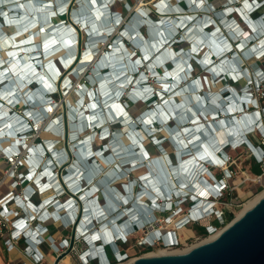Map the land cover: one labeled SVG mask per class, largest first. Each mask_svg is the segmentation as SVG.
I'll use <instances>...</instances> for the list:
<instances>
[{
    "label": "rangeland",
    "instance_id": "rangeland-1",
    "mask_svg": "<svg viewBox=\"0 0 264 264\" xmlns=\"http://www.w3.org/2000/svg\"><path fill=\"white\" fill-rule=\"evenodd\" d=\"M139 0H129V3L131 4L130 8L128 10L123 9V3H117L112 6L113 9L122 11L124 15V19L126 21H129V18L131 17V13L133 11L139 10L140 8H143L145 10H149V7H152V2L150 0H143V6L140 8H136V3ZM161 1V0H160ZM159 1V3H160ZM211 1V8H205V9H196V10H204L210 17L215 18L218 20V17L221 13V11H225V7L227 5L231 6H236L240 7V5L245 1V0H210ZM258 4L254 7L251 8V10H248L249 14L251 17L256 18L259 15L264 13V0H258ZM169 2L176 3V0H170ZM86 5V2L84 0L81 1L80 5ZM179 4L184 6V3L182 0L179 1ZM214 6V7H212ZM76 8V2L75 0H72L69 8ZM80 7V6H79ZM230 8V7H229ZM227 8V9H229ZM232 10V9H231ZM230 10V11H231ZM186 12V11H184ZM201 12V11H198ZM220 12V13H219ZM235 12L234 10L231 11V13ZM230 13V14H231ZM246 13H240L239 15L243 16ZM153 18H157L153 13L150 14ZM227 14V17H236V13L233 15ZM107 16V15H106ZM63 20L65 24H69L74 26V28L77 30V33L79 34V48L81 45H83V40H84V34L83 31L79 30L78 25L72 24L71 18L68 16V14L63 15L58 18H53V20ZM238 19V18H236ZM1 20V19H0ZM257 21V20H256ZM222 22V21H221ZM260 24L263 23L261 20L258 21ZM241 22H239L240 24ZM242 24V23H241ZM244 27V24H242ZM212 28V27H211ZM248 28L245 29V32L248 34L249 32L247 31ZM3 30V31H2ZM2 32L6 34H10L12 30L10 28H5L2 27L1 29ZM140 31L144 35V37L148 36L146 34L144 27H140ZM213 37H217L220 35V32H211ZM245 35V34H244ZM1 36V32H0ZM104 42V41H103ZM102 43V42H99ZM187 43H182L179 46L176 45H171L170 48L177 49V47H182L186 48ZM208 46V45H207ZM209 47V46H208ZM0 54L4 56V51L1 50ZM230 54L226 53V56H229ZM181 55H178L180 57ZM89 58V57H88ZM255 58V57H254ZM56 61V59H55ZM244 62L241 64L246 66L248 70L251 72L254 67L257 66H263L264 67V58H262L261 61L254 60L253 57H244L243 59ZM67 69L61 74V76H69L71 77L72 81L74 83H83L85 84L86 87H95V85L98 83V75L101 77H104L103 74L105 72V68L101 67H94L92 62H82L78 65V67H83L78 71L77 75H74L72 73L73 69L75 68L77 62H74L73 59L67 61ZM230 64V62H228ZM171 63L167 62L165 64L166 68H170ZM227 66V64L225 63ZM231 65V64H230ZM63 70V69H62ZM91 70V72H89ZM156 70L158 72H162L161 67H157ZM86 72L92 73L91 75L93 76V79L87 80L85 74ZM201 73V72H199ZM155 87H158V83L156 81H150ZM56 84H58L56 82ZM78 86L77 84H75ZM239 85H243V79H239L237 83H235L231 79H224L221 81H212L210 80V85L205 86V89H208L210 92H221V94H228L227 91H230L231 88L238 90ZM226 86V88L222 93L221 88ZM231 92V91H230ZM201 93H204V91H201ZM190 94V93H187ZM54 97L56 100V106H55V115H57L60 118L61 122V128L63 129V126L65 128V134L59 135L54 132H51V130H46L41 124L40 126L37 127V130L34 131L31 135L30 140H34L35 142H38V140H49V139H55L57 141L56 147H62L64 148L67 152H69V148L72 146V141L70 139L68 140L67 138V131H68V124H69V118H68V113L71 110V106H75L76 100L78 97V94L70 89L68 92H61V90H56L54 93ZM176 100L179 99V96L174 97ZM193 101V100H192ZM190 101L191 105L193 102ZM258 104L260 107H264V95L259 96L258 98ZM150 108V105L147 104L146 102H141L137 101L134 103L129 104L127 107V111L132 115L133 117L138 116L142 112H144L146 109ZM259 109V107H258ZM261 109V108H260ZM263 114L262 120L264 124V109L261 111ZM216 116V117H215ZM213 116V119L217 118V115ZM231 115L228 114H220V117H226L229 118ZM234 116H240V113H234ZM208 118V117H207ZM203 122H206L208 125H210V122L205 121L202 119ZM169 125H173V122H169ZM187 125V124H185ZM126 127V126H125ZM123 129L127 130V127ZM75 131V130H74ZM119 135V140H121L122 144L121 146L126 145L128 143V139H126L125 132H121ZM216 135L217 137H220L223 135V130L217 129L216 130ZM248 135H251L255 144H258L261 146V149L264 150V133L258 131L255 129ZM155 136L161 138V145H162V150L157 149L155 146L152 145H147V149L150 154V159L152 158H161L162 163L164 167H169L167 165V162H165V158L168 155L173 163H175V148L171 142V140L168 137V134L165 132L164 129H160V131H156ZM148 139H145L143 142L146 144ZM102 140L95 138L94 143L96 145H100ZM106 142V141H105ZM2 145L4 144H9L8 140H5L1 142ZM188 153V152H186ZM185 153V154H186ZM183 154V158L186 156ZM71 157V155H70ZM69 157V158H70ZM224 159V163L221 165L220 168L214 167L212 168V172L217 176L221 177L224 179L226 187L222 190V196L220 199L215 203V206L220 208L222 211V216L219 219H215L214 216H206L203 215L200 218H197V216L190 217L180 223L181 219L185 216H187V213L189 212V205L187 203L181 204V210L178 213H173L171 214L170 218H166L171 211H161L157 210V218L153 221L147 224L145 227L141 228L139 227L138 230L131 232L128 235V240L125 242L119 241L118 243L121 244V249L120 252L122 253V256L117 257L115 259V262L109 263L108 261H102L98 262L97 260H89L87 263L81 259L82 255L81 252L85 248V245L83 243V240L78 236L74 235V225H72L69 222H65L63 219L62 221L59 220V218H52L50 217L51 214L50 212L53 210V206L47 205L46 211H50L49 214L46 216V220L43 221V224L45 225H52V228L49 229V236H48V241L41 239L40 242L38 241L37 248H39L42 253L44 254V259L46 261V264H52L56 258V256H60L58 264H120L122 262H126L130 258L133 257H141L147 254L148 252H157L158 249L161 248H168V242L165 240L164 236H161L160 240H156L154 238L152 241L147 240L148 234H150L154 230H159L162 233L168 231L174 233V238L176 241H178L179 245L177 246H171V248L174 249H184L187 247H191L192 245H195L202 241L208 234L206 233V227L208 225H213L216 226L218 230L220 227L225 226V224L230 223L236 216L237 212L241 210L246 203H248L255 195L261 193L264 190V162H261L259 157L255 154L254 150L246 144H241L237 147L226 148V152L224 155H222ZM71 160V158H70ZM23 164H20L18 166H15L11 162L7 161H0V194H3L7 192L8 190H13L15 194L20 196L21 198L23 197V192L25 191V188L28 184L32 185L31 181L25 182L27 180L22 179L19 177L20 172H24L26 170V166L24 164V161L21 160ZM81 162V160H80ZM88 162V161H87ZM98 163L103 166V170L99 171L96 175L95 180H99L104 174L109 171L112 167L111 164H105L102 162L101 159L97 160ZM70 163V162H69ZM67 163L64 165L67 167L69 164ZM63 167V168H65ZM259 168V173H255V169ZM15 169L13 174H9V171L11 169ZM154 169V165L151 164L148 168L145 165L139 166L137 168H133L131 172L129 173L128 176H124L121 178H114L107 182V186L110 188H113L115 192H120L123 193V185L125 183L130 182L131 180H135L140 174L146 172L147 170ZM206 178H208L207 175H204ZM71 177H69L70 179ZM132 185V184H131ZM105 186V187H107ZM136 187V186H135ZM48 192V193H47ZM47 195L43 197L44 194ZM46 193L42 194H34L31 196V201L34 203H38L39 201H42V199L50 196L53 194L52 189H48ZM99 194V201L102 202V199L100 198V192ZM67 195L60 196L58 199L60 201L64 200V198ZM142 200H147L145 199V196L141 198ZM45 208V206L43 207ZM16 209H19L18 207ZM60 212L63 211V208L61 207L59 209ZM21 213V212H20ZM232 213L231 218H227L226 214ZM190 220V221H189ZM216 221L218 223H216ZM217 224V225H216ZM45 233L41 236L43 237ZM163 239V241H162ZM60 240H63L64 243H61ZM19 246H22V244H19ZM17 254V251H14L10 254H5V257H10V255ZM13 257V256H11ZM5 258V259H6ZM122 259V260H119Z\"/></svg>",
    "mask_w": 264,
    "mask_h": 264
},
{
    "label": "water",
    "instance_id": "water-1",
    "mask_svg": "<svg viewBox=\"0 0 264 264\" xmlns=\"http://www.w3.org/2000/svg\"><path fill=\"white\" fill-rule=\"evenodd\" d=\"M129 264H264V194L213 239L185 252L141 256Z\"/></svg>",
    "mask_w": 264,
    "mask_h": 264
},
{
    "label": "built area",
    "instance_id": "built-area-1",
    "mask_svg": "<svg viewBox=\"0 0 264 264\" xmlns=\"http://www.w3.org/2000/svg\"><path fill=\"white\" fill-rule=\"evenodd\" d=\"M150 1L152 2V5H151L152 7H149V9L153 10L154 5H157V3H159L160 0H150ZM167 1H170V0H167ZM196 1L198 2L197 4L198 8H201L203 6H206L207 8H211L212 4L210 0H196ZM250 1L253 2V6L251 5L252 6L251 8H254L259 2L258 0H250ZM259 16L260 18L264 20L263 18L264 13ZM262 58H264L263 52L260 54H257L255 58L253 57V59L257 61H261ZM254 70H257L256 73L260 81L264 82V67L257 66L254 68ZM253 94L258 100L259 96L264 95V91L262 90V87L259 86L253 90ZM48 108L53 111L55 110V106H53V102L49 103ZM261 151L262 152H261L259 159L261 162H264V150L261 149ZM1 160L3 161L5 160L8 163L11 162L15 166L23 164L21 162V160H23L22 154L0 153V161ZM14 171L15 169L12 168L9 171V174H13ZM20 173H23V172H20ZM19 177L24 179V177H22L21 174L19 175ZM24 198H25L24 192H23V197L21 198L20 196L15 194L13 190H8L7 192L0 194V250L1 251L3 250L6 254H10L14 251H17L19 254V256L16 258L7 257L6 259H4V261L0 262V264H46V261L44 259V254L39 248L34 247L33 245L30 244L26 231L28 227H33L34 228V238H39L45 233L42 239H44L45 241L46 240L48 241L49 229L47 225L43 224V221H45L47 217L46 216L41 217V216L34 214L33 218H30V219L26 218L27 216L26 206L22 204V201ZM17 207L19 209H16ZM43 209L45 210V208ZM221 211L222 210L220 208L215 207L214 212L210 213L209 215L214 216L215 219H219L222 216ZM42 227H43V230L41 231L40 228ZM216 229H217L216 226L208 225L206 227V233L212 234L213 232L216 231ZM173 238H174V235L172 236V238L170 237V240L168 242L169 244L167 245L168 247L179 245L178 241H176ZM60 241L61 243H63V240H60ZM19 244H22V246H19ZM119 260H122V259H119Z\"/></svg>",
    "mask_w": 264,
    "mask_h": 264
},
{
    "label": "bare ground",
    "instance_id": "bare-ground-1",
    "mask_svg": "<svg viewBox=\"0 0 264 264\" xmlns=\"http://www.w3.org/2000/svg\"><path fill=\"white\" fill-rule=\"evenodd\" d=\"M173 1V0H172ZM176 1H178V0H176ZM188 1V0H187ZM191 2H193L194 4L195 3H197L198 4V2L196 1V0H190ZM183 2V1H182ZM171 4H173V2L171 3ZM159 5H160V7H161V10H165V8L167 7V0H161L160 1V3H159ZM143 6V2L141 1V0H139L137 3H136V8H140V7H142ZM236 6H231L229 9H226L225 10V12H224V15H225V18L227 17V14H229V15H233L234 13H237V14H240V13H246L245 15H243L242 17L243 18H245V17H247L248 19H250V23H249V26L253 29V30H255V31H258V33L259 32H262V31H264V23H259L258 21H252V20H254V18L253 17H251L250 16V14H249V12H248V10H251V8H249L248 7V3L246 2V0L241 4V6L240 7H236ZM141 9H143V8H141ZM234 10V11H236V12H233V13H231V11L232 10ZM144 11H147V10H145V9H143ZM231 10V11H230ZM106 13H108V10H106ZM231 13V14H230ZM107 16V18H109L110 16H109V14H106ZM228 15V16H229ZM264 18V17H263ZM55 20V19H54ZM262 22H264L263 21V19L261 18L260 19ZM224 21H225V19H224ZM242 23V22H241ZM239 24V27L240 28H242V29H244V32H243V35L245 34V36L246 35H248L246 32H245V29L247 28V26H245L244 25V27L242 26V24ZM212 26L211 25H209V26H207V29H209V28H211ZM218 37V36H217ZM217 37H209L208 38V46L210 47V48H215V47H217V44L215 43V38H217ZM103 41H105L104 39H99V40H96V41H94L95 43H99V42H103ZM264 43V38L263 39H261L260 40V45H262ZM225 52V51H224ZM86 58H88V57H86ZM226 64H227V66H225L226 68H230L231 67V65L230 64H228V62H226ZM121 72H123V73H126L127 72V70H124V71H121ZM118 109H120V107H117ZM216 117V116H215ZM220 140L221 139H224V133H223V135L222 136H220V137H218ZM197 144H199V143H196L195 145H193V146H196ZM132 155H134L135 154V152H133V153H131ZM189 153H186L185 155L187 156ZM25 182H28V180L27 181H25ZM48 190V189H47ZM47 190H44L43 192H41L40 194H44V193H46V191ZM48 193V192H47ZM47 193L46 194H44L43 195V197H45L46 195H47ZM264 194V190L261 192V193H259V194H257V195H255L248 203H246L245 204V206L241 209V210H239L238 212H237V214H236V216H235V218H237V217H239L246 209H248L250 206H252L262 195ZM51 196V195H50ZM50 196H48V197H50ZM48 197H46V198H44V199H42V200H45V199H47ZM46 207H47V204L45 205V209H46ZM210 208V206L209 207H207L206 208V210L205 211H208V209ZM210 214V213H209ZM209 214H207V215H209ZM195 216H197L196 214H192V217H194L195 218ZM234 218V219H235ZM118 221V220H117ZM120 221H122V222H124L125 220L124 219H122V220H120ZM190 221V220H189ZM228 224H229V222H228ZM228 224H225V226H227ZM225 226H223V227H220L218 230H216L215 232H213L212 234H208L202 241H200L199 243H197V244H195V245H198V244H200V243H203V242H206V241H209V240H211V239H213L222 229H224L225 228ZM31 228V227H30ZM30 228H28L27 229V231H29V229ZM26 231V232H27ZM165 238V237H164ZM162 241H163V239H162ZM195 245H192L191 247H187V248H184V249H174V248H171V247H168V248H161V249H158V251L157 252H148L147 254H145L144 256H156V255H163V254H176V253H181V252H185V251H187V250H189L190 248H192L193 246H195ZM138 257H133V258H130L129 260H127L126 262H122V263H120V264H129V263H132L134 260H136Z\"/></svg>",
    "mask_w": 264,
    "mask_h": 264
},
{
    "label": "trees",
    "instance_id": "trees-1",
    "mask_svg": "<svg viewBox=\"0 0 264 264\" xmlns=\"http://www.w3.org/2000/svg\"><path fill=\"white\" fill-rule=\"evenodd\" d=\"M81 3V2H80ZM145 32H146V34H148L147 33V31L145 30ZM3 33V36L4 35H6V33H4V32H2ZM82 46V45H81ZM161 57L164 59V60H168V51H167V49H165V50H163L162 52H161ZM193 61V60H192ZM55 64H56V66H57V68H58V70L60 71V72H63L64 71V68H63V65L61 64V62L59 61V59H56V61H55ZM192 65H193V70L195 71V72H198V67L196 66V64L194 63V61L192 62ZM63 69V70H62ZM89 72H91V70L89 71ZM89 72H86V74H85V76H86V78H87V80H90V79H93V76L91 75L92 73H89ZM241 79V78H240ZM243 79V84H245V78H242ZM204 94V93H203ZM129 104H131V102H129L128 104H127V106L126 107H128L129 106ZM227 122L228 123H230L231 121L229 120V119H227ZM167 127L168 128H171V129H174V127H171V125H167ZM229 127L231 128V130L235 133L236 132V129H235V127H234V125H230L229 124ZM161 129H164V128H161ZM126 136V135H125ZM159 138V137H158ZM247 138H248V140L253 144V145H255V146H257V147H259V148H261V146H259L258 144H255V142H254V140H253V138H252V136L251 135H248L247 136ZM126 139H129L128 138V136H126ZM148 139V141H147V143L146 144H144V142H143V145H144V147L147 149V145H152V146H155L157 149H159V150H162V145L160 144L161 143V138H160V143H159V145H156V144H154V143H152V141L149 139V138H147ZM120 144H122V142H121V140H117ZM38 142H40V145H41V142L42 141H40V140H38ZM147 151H148V149H147ZM149 152V151H148ZM81 163H82V165H84L85 167H88L89 166V164H88V162L87 161H81ZM259 168H257L256 167V169H255V173H259ZM121 174H124V172H121ZM110 181V178L109 177H107V176H104V178H103V183L105 182L106 184H107V182H109ZM102 183V182H101ZM102 183V184H103ZM130 185H131V183H130ZM105 189H106V191L108 192V194H110L111 195V192L113 191V188H109L108 186L107 187H105ZM100 197H101V194H100ZM231 216H232V213H228V214H226V217L227 218H231ZM216 223H218L217 221H216ZM217 225V224H216ZM48 228H52L53 226L52 225H48L47 226ZM128 240V238L126 239V241ZM64 243V242H63ZM121 249V244L120 243H116V244H109V245H107L106 247H105V254H106V257H107V260L106 261H108L109 263L111 262V263H113V262H115V258L113 257V252L115 251V249H118V250H120Z\"/></svg>",
    "mask_w": 264,
    "mask_h": 264
},
{
    "label": "crops",
    "instance_id": "crops-1",
    "mask_svg": "<svg viewBox=\"0 0 264 264\" xmlns=\"http://www.w3.org/2000/svg\"><path fill=\"white\" fill-rule=\"evenodd\" d=\"M246 2L248 3V7L249 8H251L252 6H253V2L252 1H250V0H246ZM252 5V6H251ZM5 252L2 250H0V262H2V261H4V259L6 258L5 257V254H4ZM11 256H13V257H11ZM19 256V254L17 253V254H15L14 253V255L12 254V255H10V258H16V257H18Z\"/></svg>",
    "mask_w": 264,
    "mask_h": 264
},
{
    "label": "clouds",
    "instance_id": "clouds-1",
    "mask_svg": "<svg viewBox=\"0 0 264 264\" xmlns=\"http://www.w3.org/2000/svg\"><path fill=\"white\" fill-rule=\"evenodd\" d=\"M257 99V98H256ZM258 106H259V104H258ZM259 109H260V106H259ZM262 117H263V114H262ZM263 121V120H262ZM220 199V197H218V198H216V202L218 201ZM216 207V206H215ZM27 218V217H26ZM41 231L43 230V228H41L40 229ZM42 238V237H41ZM34 247H37L36 245L34 246ZM92 260H94V259H92ZM96 260V259H95ZM98 262L100 261V262H102L101 260H97Z\"/></svg>",
    "mask_w": 264,
    "mask_h": 264
}]
</instances>
